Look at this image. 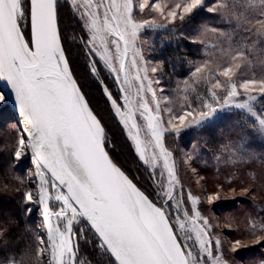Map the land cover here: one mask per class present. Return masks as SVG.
Masks as SVG:
<instances>
[{"label":"snow or ice","instance_id":"snow-or-ice-1","mask_svg":"<svg viewBox=\"0 0 264 264\" xmlns=\"http://www.w3.org/2000/svg\"><path fill=\"white\" fill-rule=\"evenodd\" d=\"M68 3L87 36L86 40L84 36L79 40L86 49L89 71L97 78L110 111L137 158L155 178L161 193L157 194L158 199L150 198L112 162L104 122L82 90L66 54L65 40L69 37L62 34L59 0H0V5H7L6 11L0 10V81L10 89L22 121L14 156L19 159L30 154L34 164L31 176L36 180V192L26 191L24 198L35 201L42 208L46 238L39 233L38 243L49 251L41 252V259L44 264H81L79 252L84 231L81 225H85L115 264H127L117 259L113 249L130 255L131 246L122 236L130 227L159 251L162 259L157 264H204V261L214 264L222 256L219 241L215 242L214 254L213 241L204 239L207 233L197 235L192 227L194 221L181 224L173 215L172 210L179 208L173 204L178 184V178L173 179L176 162L169 158L167 151L157 155V148L151 146L152 142H159L162 133L168 134L161 127L159 109L153 113L144 103L139 112L136 110L135 101L141 99L140 90L147 76L139 75L137 57L141 50L136 47L139 26L134 14L146 8L162 12L160 5L154 0H140L138 9L134 0H68ZM204 3L205 0H185L182 8L177 4L179 19L183 22ZM233 10L234 4L230 5L227 0L207 9L225 16ZM176 18L175 9L168 13L170 22H175ZM211 31L219 30L213 28ZM219 34L227 35L222 31ZM112 45L117 48L115 57L110 54ZM101 47L109 54L103 55ZM129 60L131 68L127 67ZM99 66L111 74L118 93L99 79ZM197 71L203 79L207 78L201 69ZM207 71L213 70L208 68ZM232 73L231 67L223 68L222 75L230 77ZM152 84L149 80L150 93L153 92ZM232 87L235 89V85ZM241 87L253 90L259 87L264 95V80H247ZM235 96V91L230 93V97ZM212 99L217 98L213 96ZM256 99L252 95H247L246 102L226 99L225 107L234 103L238 109L252 111L251 102ZM5 100L6 96L0 95V101ZM205 107L211 111L192 120L191 124L187 122L188 113L177 117L180 126L175 128L176 135L191 125L210 120L217 111L223 110L212 108L211 104ZM140 121L144 122L148 136L142 134ZM260 128L264 131V119L260 120ZM97 180L110 189V198L102 202L91 194ZM180 189V203L187 206V212L198 209L200 202L192 198L190 191L188 195L183 194L182 185ZM161 200L169 208L168 213L161 207ZM52 202H56L55 206ZM177 232H192V235L186 239ZM188 240L198 245V256L192 255Z\"/></svg>","mask_w":264,"mask_h":264},{"label":"trees","instance_id":"trees-1","mask_svg":"<svg viewBox=\"0 0 264 264\" xmlns=\"http://www.w3.org/2000/svg\"><path fill=\"white\" fill-rule=\"evenodd\" d=\"M214 2L218 4L224 0H205L204 5L183 22L179 15L175 22L157 21L158 27L153 28L147 37V57L156 65L155 75L167 92L175 115L203 111L207 109L206 104L218 105L224 96L221 92V96L216 95L217 99L213 101L210 81L203 79L201 72L197 71L199 68L205 73L203 69L206 68L202 69L201 66L208 64L210 41L201 33H208L210 29L226 33L219 36L221 45H226L231 54L246 56L248 76L264 80V28L261 25L264 21V0H227L230 5L234 4L229 16L221 12H208V5L210 7ZM141 14L138 19H144L152 13L147 8ZM59 15L62 34L70 40H65L66 54L78 82L83 86L82 90L87 93L91 106L104 122V135L112 161L150 198L158 199L159 192L148 168L137 158L117 118L110 111L97 78L89 71L86 49L79 40L80 36H84L85 40L87 36L70 9L68 0H59ZM137 15L136 11L134 17ZM204 61V64H200ZM99 67V79H103L114 93H118L111 74L102 66ZM256 105L257 118L243 110L231 109L209 122L183 130L179 136L175 132H168L164 136L165 148L176 162L175 171L179 181L174 200L181 198L180 185L183 194L186 195L188 189L199 196L187 179L189 165L185 163V157H188L195 173L201 176L207 191L217 192L219 188L233 193L237 191L232 196L214 200L210 206L212 211L219 212L221 219L233 223L234 227L227 234L231 239L243 235L247 237L251 229L255 231L253 235H262L264 238V132L259 128L264 116V100H259ZM20 130L4 101L0 104V264H44L40 255L43 248L38 243L39 233L43 234L38 215L39 205L24 198L25 192L33 187L30 174L32 158L30 154L19 159L14 156ZM199 202L198 210L201 217L211 224L208 235L213 238L215 226L205 204L201 199ZM161 207L165 213L169 212L162 200ZM258 223L263 226L258 228ZM81 227L84 228L79 252L81 264H115L108 252L100 247L94 233L85 225ZM177 235L180 236L179 232ZM263 247L264 239L259 244L235 253L229 254L224 248L223 257L229 264H233L235 257L244 263L256 264L263 258Z\"/></svg>","mask_w":264,"mask_h":264},{"label":"rangeland","instance_id":"rangeland-1","mask_svg":"<svg viewBox=\"0 0 264 264\" xmlns=\"http://www.w3.org/2000/svg\"><path fill=\"white\" fill-rule=\"evenodd\" d=\"M258 1V0H257ZM134 2L136 3L137 9L139 8V3L140 0H134ZM185 0H154L155 4H159L162 12L160 11H153L150 8H148L149 11H151V16H147L144 19H138L137 17L139 15H143L141 14V12L139 10H137L138 15L136 17H134V21L135 23L139 26V36L138 39L136 40V47L137 49L141 50V54L140 56L137 57L138 61L140 62L139 66H140V72L139 75L143 78L145 77V75L147 76L146 79L143 80V88L140 90V97L141 99H137L135 101V105H136V110L139 112L140 111V106L143 105L144 103H147L148 106L151 108L152 112L155 113L157 111V109H159V114H160V123H161V127L162 129L166 130L167 133L168 132H175V128L180 126V121L177 119V117L179 116H183L185 115V113L181 114V115H175L174 112H172V108L170 105V100L168 98L167 92H165L164 87L161 86L159 84V80L157 79L156 75H155V71H156V65L154 62L151 61V59L149 57H147V37L149 36V34H151V31L153 30V28L158 27V23L157 21H168V13L172 10H176L177 11V15H179L180 9L176 8L177 4L181 5V8L183 7ZM259 3V2H257ZM217 3H213L211 4V6L215 5ZM209 7V5H208ZM147 9V8H146ZM145 9V10H146ZM260 11V9H258ZM257 10V11H258ZM262 28H264V21L261 22ZM211 30V29H210ZM210 30L208 31V33H206V35H204L205 37L209 38L208 44L211 47L210 50V56L207 58V65H205L203 67V65L201 66L202 69L205 70V74L207 79L210 81V85L212 87L211 91V95L212 96H216L219 95L221 96V92L224 93V96H222V98L220 99L221 101L219 102L218 105H212V108H222L223 110L221 111H217L215 113V115L208 121H204L200 124L206 123L211 121L213 118L220 116L221 114H223L224 112H227L231 109H238L235 107V104H230L228 106L225 107V100L226 99H234L238 102H246L247 101V95H252L257 97V99L255 101L251 102L252 105V111H248V110H244V109H240L245 111L246 113H248L251 117L257 118L256 114L258 113L257 110V105L256 103L259 100H264V95L261 94L259 87H257L256 89H244L243 87H241V85L247 81V80H259L256 78H251V76H248V72L247 69H245V66H247L248 62L247 59L245 57H243L240 53H234L231 54L230 51L226 45H221V42L219 41V32L215 33L216 35H214L213 32L210 33ZM123 46H120L119 52H120V58H123ZM100 52L103 55H108V52H105L104 48L101 47ZM113 57H115L117 55V48L115 45H112L111 47V53H110ZM233 57H235V59H233ZM212 65V66H211ZM117 69L119 70L120 65L117 64L116 65ZM128 68H131V60H129ZM225 67H231L233 69V73L232 75L229 76H225L222 75V71L223 68ZM208 68H214L216 71L212 72H208L207 69ZM145 69L147 70V72L145 73ZM155 69V71H153ZM219 76H221V78H219ZM255 76V75H254ZM152 81V89L153 92H149L148 91V81ZM158 82V83H156ZM232 85H235V89H233ZM137 87L140 88V84H137ZM219 89H222V91H220ZM215 90V91H214ZM235 91L236 92V96L235 97H230V93ZM216 92V93H215ZM219 92V93H218ZM154 93V95H153ZM247 93V95H246ZM0 95H4L1 91H0ZM218 96V97H219ZM211 99V96H210ZM6 101V100H5ZM4 101H0V104H2ZM211 111L210 108H207L203 111H198V112H194V114H189L187 116V122L189 124H191V121L194 119L199 118L203 113ZM264 111V110H263ZM193 113V112H190ZM255 113V115L253 114ZM264 114V113H263ZM264 119V116L262 117ZM140 126H141V132L143 135L148 136V132L147 129L144 125L143 121H140ZM198 124V125H200ZM198 125H191L190 127L193 126H198ZM190 127L185 128L188 129ZM260 128V126H259ZM261 129V128H260ZM264 132V131H263ZM176 134V133H175ZM164 134L162 133V138L159 140V142H152L153 147L157 148V155H160V153L162 151H167L168 153H170L164 145ZM150 139V137H149ZM170 159L172 158L171 153H170ZM185 163L188 166V170L189 171V175L187 177V179L189 180V184L190 187L195 190V192H197L199 194V196L194 195L191 191L190 194L192 196V198L196 199L199 201V199L202 200L203 204H205V208L208 212V214H210V217L213 221V225L215 226L216 230H213L214 235L213 238L211 236L208 235V233L211 231V224L206 221L205 218H202L200 215V212L198 209H194L192 212H187V206H185V204L180 203V199L174 200L173 199V204L174 205H179V208H174L173 211V215L176 216V219L178 220L179 223L183 224L185 221H188L189 223H192L193 221L195 222L192 227H193V231L199 235L200 233H207V236L204 237V239H212L213 241V250H214V254H215V249L217 248L216 245V241H219V251L222 252V256L220 257L219 261L214 262V264H224V262L226 261L223 257V250L225 248V251H228L229 254L230 253H235L237 250L241 251L246 249L245 247H252L253 245L259 244L260 242L263 241V236L262 235H253L254 229L251 231H249V235L247 237H245V235H243L241 238H228L227 234H229L230 230L234 227L233 223H228V221H225L224 219H221L219 216V212H214L212 211V209L210 208L211 204L214 203V200L217 201L218 198H222V197H228V196H232L234 195L237 191L230 192V191H223L219 188V191H207L206 189V185L202 182V178L200 175H197L195 173L194 168L191 166L190 161L188 159V157L184 158ZM34 172V164L31 160V164H30V174H32ZM177 171H175V175L173 176V179L178 178L176 175ZM32 178V182H33V187L30 191L32 192H36L35 189V184H36V180L35 178ZM153 181L154 184L156 186V180L154 177ZM179 186V181L177 184V189ZM158 192L161 193V189L158 188ZM189 194V190L187 189V194ZM56 202H52V205L55 206ZM199 206V205H198ZM209 209H211V212L209 211ZM177 212L179 213V215H177ZM38 215L40 218V227L43 231L44 237L46 238V227L44 226V221L42 218V208L39 205V209H38ZM258 228L260 226H263V224L258 223ZM180 236L185 237L187 239L188 236L192 235V232H184L181 233L179 232ZM245 234V233H244ZM221 239V240H220ZM259 241V242H258ZM188 242H190L191 247H193L192 250V255L194 256H198L200 253L198 252V245H196L194 243L193 240H188ZM239 242V243H237ZM244 248V249H243ZM263 253H264V247L262 248ZM49 249L47 247L43 248V252H48ZM263 258L262 260H258L256 264H264V254L262 255ZM252 261V258H251ZM256 261V260H255ZM249 263V262H248ZM6 264H16V263H6ZM204 264H209L208 261H204ZM229 264V263H227ZM232 264V263H231ZM233 264H247L246 262L244 263L242 261V259H239L238 257L233 259ZM250 264V263H249Z\"/></svg>","mask_w":264,"mask_h":264},{"label":"water","instance_id":"water-1","mask_svg":"<svg viewBox=\"0 0 264 264\" xmlns=\"http://www.w3.org/2000/svg\"><path fill=\"white\" fill-rule=\"evenodd\" d=\"M0 10L6 11L7 5H0ZM0 91L6 96V102L10 108V111L17 121L20 129H22L21 117L19 115L13 95L10 89L5 86L4 82L2 81H0ZM91 194L98 197L102 202L105 199L110 198V189L107 188V186L104 185L102 181L97 180ZM122 236L126 241L129 242L131 246V252L130 255H128L123 253L120 249L114 248L113 253L117 256V259H123L127 262V264H157V262L162 259V256L154 247V245L149 241L144 240L143 237L135 229L131 227L128 228L127 230L122 232Z\"/></svg>","mask_w":264,"mask_h":264}]
</instances>
